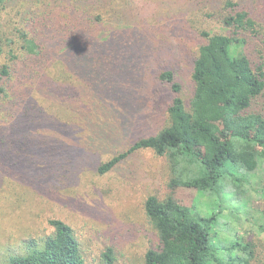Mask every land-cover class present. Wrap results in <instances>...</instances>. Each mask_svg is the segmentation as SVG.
<instances>
[{"label":"trees","instance_id":"16d2710c","mask_svg":"<svg viewBox=\"0 0 264 264\" xmlns=\"http://www.w3.org/2000/svg\"><path fill=\"white\" fill-rule=\"evenodd\" d=\"M21 1L32 0H0V57L8 56L0 65L2 184L21 181L43 197L46 177L70 171L80 180L78 186L87 188L115 173L135 151L151 149L167 155L173 167L178 166L177 155L194 156L206 173L186 186L214 191L220 206L228 194L236 195L226 189L227 179L231 177L240 190L242 180L247 182L246 177L258 168L260 156L264 162V63L254 69L246 52L243 36L255 21L241 6L223 18L205 13L207 1L216 0H183L164 21L177 38H208L194 63L197 93L190 111L171 68L156 63L162 15L154 17L148 8L130 13L124 9L115 21L111 19L115 0H95L97 6H90L88 0H38L65 4L74 18L64 21L59 13L49 16L45 2L39 9L42 13L29 10L27 17L28 13L18 11ZM212 20L225 32L201 29ZM67 69L84 77L88 94L94 93L95 104L102 109L103 119L86 138L74 127L85 116L75 103L84 86L68 83ZM32 76L35 79L30 81ZM147 76L172 89L169 111L180 132L140 137L146 120L142 102L153 88L149 89L153 83ZM23 77L32 85L26 86L25 94L12 95L13 82ZM7 107L11 113L5 116ZM207 110L219 111L223 128L204 116ZM172 148L177 155L170 152ZM144 210L158 233V244L146 251L145 264H250L260 257L252 243L222 245L215 240L213 224L221 211H210L201 218L203 223L194 207L155 195L146 198ZM49 225L51 233L25 241L24 249L9 253L5 264H84L71 225L57 216L50 218ZM242 250L246 257H240ZM103 260L114 264L111 247Z\"/></svg>","mask_w":264,"mask_h":264},{"label":"rangeland","instance_id":"374dc122","mask_svg":"<svg viewBox=\"0 0 264 264\" xmlns=\"http://www.w3.org/2000/svg\"><path fill=\"white\" fill-rule=\"evenodd\" d=\"M44 2L47 3L49 16L59 13L64 21L74 18L65 4L48 1H21L17 4L18 11L28 13L26 16L29 17V10L41 12L39 9ZM181 2L183 0H115L111 6V19L117 21L122 18L124 9L130 13L135 8H148L146 11H152L154 17L162 15L160 29H157L159 52L156 63L163 68H171L175 80L182 86L179 95L191 111L197 93L192 77L194 63L200 47L208 38L201 35L195 39H180L165 26L164 21L176 13L179 9L177 5H181ZM82 3L84 5L85 1ZM87 3L97 6L99 2L88 0ZM237 5L247 10L255 21L253 28L243 36L247 39L246 52L255 69L264 63V0L207 1L204 10L206 14L224 18ZM201 29H209L212 34L225 32L215 20L206 21ZM7 61V55L0 57V65ZM65 77L74 87L84 86L78 90L75 96L77 101H74L78 102L85 116L74 127L78 135L86 138L96 128L98 120L103 119L102 109L95 104L97 99L94 93L88 94L89 87H85L84 77L78 76L73 69H67ZM28 79L33 81L35 78L32 76ZM147 80L149 84L153 83L149 89L153 88L142 102L143 107H146V120L139 129L140 137L180 132L177 119L173 115L171 117L169 111L172 89L157 78L147 76ZM13 83L12 95L16 96L25 94L26 86L32 85L26 77ZM8 109L3 111L5 116L11 113ZM212 111L207 110L204 116L223 128L219 111ZM124 148L119 147V150ZM170 152L178 154L177 149L172 148ZM187 156L182 158L177 155L178 166L173 167L167 155L160 156L154 150L140 149L127 162L119 164L115 173L108 174L103 180H96L87 188H80V180L70 171L64 176L56 174L46 177L43 183L45 190L40 194L43 197H39L21 181L4 184L0 181V264H5L9 253L22 251L25 241L40 239L51 233L49 220L54 216L63 218L73 228L80 243L84 264H104L103 253L108 247L114 251V264H145L146 251L150 246L158 244L157 230L144 210L149 195L160 199L171 196L183 205L194 207L198 220L207 218L210 211H221L217 223L213 224L215 240L222 245L233 241L252 243L260 257L256 262L249 258L250 264H264L263 157H259L258 168L246 177L247 182L242 180L240 190L231 177L227 179L226 189L236 195L228 194L223 198V205L219 206L218 194L214 191L186 186L206 173L194 156ZM221 207L223 210H220ZM239 255L246 257L243 250Z\"/></svg>","mask_w":264,"mask_h":264}]
</instances>
